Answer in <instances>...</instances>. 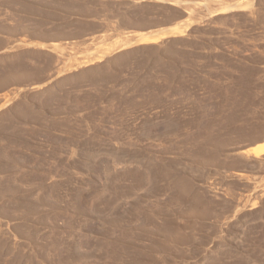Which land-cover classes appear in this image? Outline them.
Segmentation results:
<instances>
[{
	"label": "rangeland",
	"instance_id": "374dc122",
	"mask_svg": "<svg viewBox=\"0 0 264 264\" xmlns=\"http://www.w3.org/2000/svg\"><path fill=\"white\" fill-rule=\"evenodd\" d=\"M137 1L0 0V264H264V0Z\"/></svg>",
	"mask_w": 264,
	"mask_h": 264
},
{
	"label": "crops",
	"instance_id": "0c3cea01",
	"mask_svg": "<svg viewBox=\"0 0 264 264\" xmlns=\"http://www.w3.org/2000/svg\"><path fill=\"white\" fill-rule=\"evenodd\" d=\"M147 1L151 2L152 0H147ZM127 2L132 7H135V8H133L134 9L133 13H134V15H136V8H137L136 7V3L138 1L137 0H127ZM158 2L160 4V6H162V4H167L168 0H158ZM139 3L141 4V7L145 6L144 5L145 0H141ZM185 12H187V11H185ZM186 19L187 18L182 19L181 21H178L177 23H173L172 25H169V24L161 25L159 27V29H156V30L155 29L154 30L153 29H144V30L141 31V34H143L144 37H153V36H157V35H159V36L164 35L165 37H170V35H172V33H174L175 31L182 30V28L186 24V21H187ZM92 20L93 19L88 20V23L93 24L94 22ZM94 24H96V23H94ZM99 33H96V34H99Z\"/></svg>",
	"mask_w": 264,
	"mask_h": 264
},
{
	"label": "bare ground",
	"instance_id": "6f19581e",
	"mask_svg": "<svg viewBox=\"0 0 264 264\" xmlns=\"http://www.w3.org/2000/svg\"><path fill=\"white\" fill-rule=\"evenodd\" d=\"M177 35H179V33H172V35H170V36H177ZM159 37H161V36H159ZM159 37L158 38L156 37L154 39L150 38V37H147V38L143 37L142 39L141 38L138 39L137 43L142 44V43L154 42L155 40H158ZM161 38H165L164 35ZM137 43H135V44H137ZM252 152L255 156H258L260 154H264V147H262V146L255 147L252 149Z\"/></svg>",
	"mask_w": 264,
	"mask_h": 264
}]
</instances>
